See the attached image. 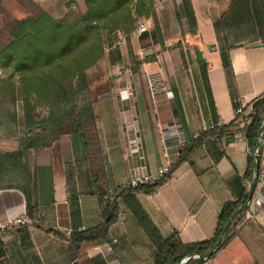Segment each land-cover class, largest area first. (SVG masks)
<instances>
[{
  "label": "crops",
  "instance_id": "1",
  "mask_svg": "<svg viewBox=\"0 0 264 264\" xmlns=\"http://www.w3.org/2000/svg\"><path fill=\"white\" fill-rule=\"evenodd\" d=\"M166 49L150 39L130 33L138 57L155 54L138 71H111L112 81L93 104V115L109 191L126 178L155 173L162 162V133L177 127L184 139L213 124H224L234 116L222 61L213 57L228 51L234 81L242 105L264 92V9L260 0H190L196 34L188 33L183 16L175 7L181 0H153ZM147 32L153 24L144 19ZM188 41L183 65L175 41ZM119 42V41H118ZM121 43V41H120ZM148 76L155 77L153 86ZM0 149H15L17 142L5 140ZM248 148L241 131L220 140L206 138L182 162L171 177L152 194L137 199L154 225L164 235L176 230L183 242L209 238L222 204L235 199L247 181ZM33 210L26 213L22 192L0 188V264H153L154 248L132 213L119 202V216L102 244H89L76 251L66 236L95 226L101 219L82 135L64 133L51 149L28 152ZM26 216L27 222L15 223ZM263 221V222H262ZM261 222L264 223V220ZM208 261L222 264L230 248H239L241 260L226 264H248L250 255L238 233ZM232 244L233 242H235ZM232 244V245H231Z\"/></svg>",
  "mask_w": 264,
  "mask_h": 264
},
{
  "label": "trees",
  "instance_id": "2",
  "mask_svg": "<svg viewBox=\"0 0 264 264\" xmlns=\"http://www.w3.org/2000/svg\"><path fill=\"white\" fill-rule=\"evenodd\" d=\"M85 11L72 20L55 19L48 12L41 10L37 15L23 19H14L10 25L12 38L0 51V62L4 66L13 67L12 72H18L22 79V91L34 94L40 102L54 96L56 105H51L45 116L35 118L34 106L27 99L22 125L24 133L17 139L15 149H0V188L14 187L19 189L24 197L26 213L33 210L31 178L28 169V152L51 149L54 142L64 133L79 132L82 135L94 194L100 205V221L93 227L71 231L68 236L58 230H49L54 236L65 240L76 250L89 244H102L106 241L109 227L119 216V202H122L137 223L143 229L154 248L153 264H201V257L211 259L228 241L236 235L244 225V209L248 189L244 187L239 196L225 201L216 219L213 234L206 239L183 242L176 230L164 235L153 224L137 199V194H152L157 187L165 183L172 172L184 161L190 160V155L206 138L220 140L231 137L241 131L244 135L248 153L246 169L241 179L247 182L253 180L256 171V159L252 154L258 143L259 131L264 119V92L242 105L234 81V73L230 64L228 51L232 48L225 44L221 51V61L225 80L233 110L240 108L245 111L251 107L250 121L238 126L241 113H235L233 118L224 124H213L187 139L178 149V155L173 159L167 171L158 179L136 186L123 185L112 190L113 198L104 199L109 195L105 185V171L100 152V145L94 124L93 104L98 99L86 95L76 106L59 107L62 103V92H81L87 87L85 70L95 64L104 52L108 33L115 38L119 33L124 35L127 43L128 63L126 70L130 73L139 70L142 62L152 61L155 54L138 57L131 45L130 33L135 30L140 19H150L153 29L149 33L141 32L138 39H150L158 43L160 49H166L154 10L153 0H83ZM264 9V0H260ZM175 15L186 20L188 33L196 34V19L190 0H181L175 7ZM183 35V34H182ZM183 65H186L185 50L188 41L183 35L175 41ZM13 85H11V90ZM66 94V93H65ZM14 99V95H13ZM5 116L15 122V113L4 111ZM0 231V246L2 245ZM192 254L198 258L181 259Z\"/></svg>",
  "mask_w": 264,
  "mask_h": 264
},
{
  "label": "rangeland",
  "instance_id": "3",
  "mask_svg": "<svg viewBox=\"0 0 264 264\" xmlns=\"http://www.w3.org/2000/svg\"><path fill=\"white\" fill-rule=\"evenodd\" d=\"M85 8L83 0H0V51L12 38L10 25L14 19H23L29 16L34 17L41 10H44L55 19L72 20L76 15L84 12ZM143 20L140 19L138 24L140 22L143 23ZM104 47V52L98 61L85 70L87 77L86 90L83 93H70L64 90L62 92V103L59 104L60 109L65 106L78 105L86 93L93 99L102 96L111 84V71H123L126 69L128 55L124 35L119 33L115 38L112 34L108 33ZM156 48L160 49L161 47L157 45ZM142 53L141 55L143 56ZM213 57L221 60V53L217 51ZM12 71H14L13 67L9 65L4 66L0 62V143L5 140L17 142L18 137L24 133L25 127L22 125L21 117L24 113L27 99L34 106L32 114L37 119L45 116L51 105L58 103L55 102L54 96H50L40 102L38 97L33 93L25 94L22 91L23 82L20 74ZM11 85H13L12 90ZM8 109L14 111L15 122L9 120L8 116H5L4 111ZM0 147L2 146L0 145ZM262 222H257L254 219L245 220V228L238 233L242 244L247 247L250 253L247 259L248 264H264V223ZM234 243L236 241L232 244ZM225 256L226 258L222 264H226V262L234 263L237 261L236 258L241 260L242 252H240L239 248H235V250L230 248L225 253Z\"/></svg>",
  "mask_w": 264,
  "mask_h": 264
},
{
  "label": "built area",
  "instance_id": "4",
  "mask_svg": "<svg viewBox=\"0 0 264 264\" xmlns=\"http://www.w3.org/2000/svg\"><path fill=\"white\" fill-rule=\"evenodd\" d=\"M147 30V27L144 23L140 22L135 31L140 34ZM147 81L150 83V87L153 86V81L156 80L153 76H148ZM251 107H248L244 112L241 111L240 108H237L234 111L235 113H241L242 117L239 119L238 126L242 127L246 125L250 119ZM164 137V149L162 152V162L157 167L155 173L153 174H143L140 176H131L126 178L123 185L136 186L139 184L152 182L158 179L161 175H163L166 171L170 163L173 159L178 155V149L180 146L186 141L181 135V132L177 127H170L166 131L162 133ZM255 159L259 161V167L256 171L253 172V180L251 182H247L246 188L252 191L251 197L243 204L244 209V217L245 220L248 221L250 219H254L257 222H261L264 220V121H262V128L259 131L258 135V143L252 151ZM254 182V186H251V183ZM122 185V186H123ZM104 199H112L113 193L109 191V195H104ZM28 218L26 216L17 217L14 219L15 223H23L27 222ZM196 254H192L190 256L184 257L181 259V263H183L187 258H198ZM202 260L208 261L206 257H201Z\"/></svg>",
  "mask_w": 264,
  "mask_h": 264
},
{
  "label": "water",
  "instance_id": "5",
  "mask_svg": "<svg viewBox=\"0 0 264 264\" xmlns=\"http://www.w3.org/2000/svg\"><path fill=\"white\" fill-rule=\"evenodd\" d=\"M148 52H151V51H146L145 52V55H147V53ZM263 121H264V119H263ZM258 167H259V161L256 159V169H258ZM251 186L253 187L254 186V182L253 183H251ZM251 194H252V191L251 190H249L248 191V196H247V200H249L250 199V197H251ZM246 200V201H247ZM242 207H243V205H242Z\"/></svg>",
  "mask_w": 264,
  "mask_h": 264
}]
</instances>
